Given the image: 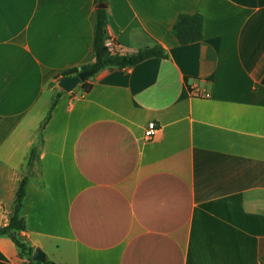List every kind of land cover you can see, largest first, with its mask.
Here are the masks:
<instances>
[{
	"label": "crops",
	"instance_id": "0c3cea01",
	"mask_svg": "<svg viewBox=\"0 0 264 264\" xmlns=\"http://www.w3.org/2000/svg\"><path fill=\"white\" fill-rule=\"evenodd\" d=\"M106 3L121 53L166 57L64 91L39 134L54 75L93 62L98 4L0 0V165L27 177L22 240L58 264H264V0ZM180 13L202 15L201 39L177 42Z\"/></svg>",
	"mask_w": 264,
	"mask_h": 264
},
{
	"label": "trees",
	"instance_id": "16d2710c",
	"mask_svg": "<svg viewBox=\"0 0 264 264\" xmlns=\"http://www.w3.org/2000/svg\"><path fill=\"white\" fill-rule=\"evenodd\" d=\"M108 0H94L95 4L106 3ZM108 16L106 12V8L100 7L95 10V22L93 29V40H92V48H93V62L90 65V68L93 69V73L87 78L89 79L94 74L99 72L100 70L115 66L121 68H127L134 66L135 64L152 57H166V53L159 45L147 46L141 49L136 50L132 53H120V54H110L107 51V48L104 45V40L106 38V25L108 21ZM171 32L176 38L179 44H187L199 40L202 38V15L199 13L188 14V13H180L175 18ZM87 79L83 82H80L81 91L85 92L89 89L90 84L87 83ZM64 91H57L54 99L49 105V108L42 119L39 126V134L41 130L45 127L46 123L51 117V112L56 105L58 98ZM34 153V149L30 151V157L27 161V167H30V160ZM27 184V177L23 176L18 182L15 198L13 202L12 211L10 213L9 219L6 224L0 226V235H6L10 238L12 243L18 248L20 255H24L29 259L31 264H58L53 260L46 258L44 261H33L31 260V253L33 251V247L25 243L21 236L20 232L25 230L24 219L21 215V208L23 204V199L25 196ZM13 237L11 238V236ZM5 257L0 252V264L5 263Z\"/></svg>",
	"mask_w": 264,
	"mask_h": 264
},
{
	"label": "rangeland",
	"instance_id": "374dc122",
	"mask_svg": "<svg viewBox=\"0 0 264 264\" xmlns=\"http://www.w3.org/2000/svg\"><path fill=\"white\" fill-rule=\"evenodd\" d=\"M28 168H26V171L28 170V175H31L32 169ZM15 179L16 177L11 173V169L0 165V226L8 221L12 211L15 187L17 186ZM0 245L7 253L16 249V246L6 235H0Z\"/></svg>",
	"mask_w": 264,
	"mask_h": 264
},
{
	"label": "water",
	"instance_id": "95a60500",
	"mask_svg": "<svg viewBox=\"0 0 264 264\" xmlns=\"http://www.w3.org/2000/svg\"><path fill=\"white\" fill-rule=\"evenodd\" d=\"M98 8L100 7H107V3H100L97 5ZM112 69V67H108ZM93 73V69L90 68V64H82L76 67H72L60 73H56L54 78L58 79L57 85L58 87L65 91L70 92L72 91L80 82L85 81L91 74ZM13 235L11 236V238ZM46 259V255L44 251L36 246L33 248L31 253V260L33 261H44Z\"/></svg>",
	"mask_w": 264,
	"mask_h": 264
},
{
	"label": "built area",
	"instance_id": "2783aa9c",
	"mask_svg": "<svg viewBox=\"0 0 264 264\" xmlns=\"http://www.w3.org/2000/svg\"><path fill=\"white\" fill-rule=\"evenodd\" d=\"M104 45L110 54H120L122 47L116 42V40L107 36L104 40ZM190 95L194 97L209 98L211 93L208 91H202L198 86L192 85L189 87ZM159 127L154 121H148L144 129V138L146 140H156L158 138Z\"/></svg>",
	"mask_w": 264,
	"mask_h": 264
}]
</instances>
